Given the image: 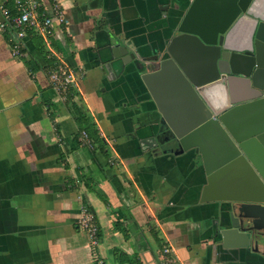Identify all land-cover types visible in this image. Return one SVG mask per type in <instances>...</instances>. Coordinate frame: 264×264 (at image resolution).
<instances>
[{
  "label": "crops",
  "instance_id": "crops-1",
  "mask_svg": "<svg viewBox=\"0 0 264 264\" xmlns=\"http://www.w3.org/2000/svg\"><path fill=\"white\" fill-rule=\"evenodd\" d=\"M57 2L66 24L55 25L50 47L31 31L27 56L13 57L12 36L0 30V264H97L78 224L83 206L98 223L96 256L104 264H164L166 248L174 264H239L211 238L213 222L230 203L201 202L202 157L176 156L173 147L163 152L161 128L174 131L134 67L123 71V60L112 61L107 48L111 35L132 53L160 54L178 35L192 0ZM8 7L14 9V0ZM259 20L264 0L231 30L227 48L250 49ZM186 50L178 46L179 55ZM49 52L76 75L72 102L50 84ZM152 88L180 127L181 85L163 78ZM254 92L241 79L234 83L237 99ZM93 130L97 138L89 137ZM209 150L214 165L219 147L211 142ZM233 175L232 191L239 185L237 195L244 196L246 174Z\"/></svg>",
  "mask_w": 264,
  "mask_h": 264
},
{
  "label": "water",
  "instance_id": "water-1",
  "mask_svg": "<svg viewBox=\"0 0 264 264\" xmlns=\"http://www.w3.org/2000/svg\"><path fill=\"white\" fill-rule=\"evenodd\" d=\"M256 0H192L166 50L154 57L130 50L117 36L109 35L112 61L122 59L132 65L154 97L164 121L174 131L161 128L163 152L173 147L176 155L193 153L202 157L207 184L201 202H227L213 222L211 238L219 242L223 256L239 264H264V20H259L252 47L245 51L227 48L228 37ZM186 45L183 56L178 46ZM101 62L102 55H100ZM172 78L181 87L180 127L158 101L152 85ZM237 79L252 85L254 95L246 100L235 97ZM195 114L189 115V103ZM219 147V159L211 164L209 145ZM165 150V151H166ZM239 171L248 178L244 196L232 191L230 179ZM228 182H225V181ZM246 186V185H243ZM234 193V196H232Z\"/></svg>",
  "mask_w": 264,
  "mask_h": 264
},
{
  "label": "built area",
  "instance_id": "built-area-1",
  "mask_svg": "<svg viewBox=\"0 0 264 264\" xmlns=\"http://www.w3.org/2000/svg\"><path fill=\"white\" fill-rule=\"evenodd\" d=\"M9 0L0 1V13L3 22L0 24L2 32H8L12 36V56L25 58L28 53L27 40L29 32L42 36L46 46H51V36L55 31V25H65L66 18L57 0H14V9L8 7ZM50 61L49 81L52 87L59 93L60 97L67 100L66 91L75 90L78 87L75 73L53 54L47 56ZM82 139L90 145L88 134L82 133ZM80 228L87 233L91 248L94 251L97 264L104 261L96 256V248L99 245L98 225L90 208L83 206L78 220ZM164 264H174L176 258L172 256L170 249L164 250Z\"/></svg>",
  "mask_w": 264,
  "mask_h": 264
},
{
  "label": "trees",
  "instance_id": "trees-1",
  "mask_svg": "<svg viewBox=\"0 0 264 264\" xmlns=\"http://www.w3.org/2000/svg\"><path fill=\"white\" fill-rule=\"evenodd\" d=\"M66 95H67V101L69 103V102L73 101V99H74V97L76 95V92H75V90L69 89V90L66 91ZM86 130H89V127H86ZM89 137H96L97 138V133L93 130V132L89 135ZM91 141H93V140H91ZM94 159L96 160L95 155H94ZM90 211H91V209H90ZM91 213H92V211H91ZM92 215H93V213H92ZM93 217H94L95 223L98 225L94 215H93ZM98 229H99V226H98ZM98 237L100 239V229L98 231Z\"/></svg>",
  "mask_w": 264,
  "mask_h": 264
},
{
  "label": "flooded vegetation",
  "instance_id": "flooded-vegetation-1",
  "mask_svg": "<svg viewBox=\"0 0 264 264\" xmlns=\"http://www.w3.org/2000/svg\"><path fill=\"white\" fill-rule=\"evenodd\" d=\"M242 18V17H241Z\"/></svg>",
  "mask_w": 264,
  "mask_h": 264
}]
</instances>
